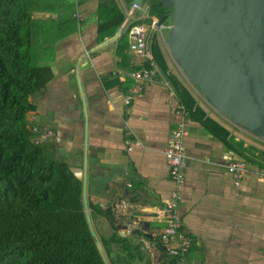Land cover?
<instances>
[{"label": "crops", "instance_id": "obj_1", "mask_svg": "<svg viewBox=\"0 0 264 264\" xmlns=\"http://www.w3.org/2000/svg\"><path fill=\"white\" fill-rule=\"evenodd\" d=\"M111 2L30 0L29 11L36 21L33 49L53 76L30 96L36 109L27 115L28 125L62 132L60 139L40 137L41 144L51 156L66 161L78 177L87 179L89 201L104 210L112 208L119 234L125 232V239L136 246L139 259L134 264H174L161 243L166 222L158 218L157 210L176 189L164 153L180 121L175 111L183 104L169 80V75H176L207 114L229 131L226 143L196 115L187 121L186 182L179 212L193 239L189 260L192 264H264V176L260 173L264 164L258 159L264 140L213 110L160 46L168 65L164 72L154 57L152 40L150 50L160 75L148 81L140 94L134 93L137 80L120 50L125 32L131 40L130 28L125 25L115 39L116 33L100 37L99 9ZM115 2L126 20L130 1ZM127 57L132 62L130 52ZM242 159L248 161L249 171L236 185L227 164ZM93 223L101 234L115 232L107 216L97 213Z\"/></svg>", "mask_w": 264, "mask_h": 264}, {"label": "trees", "instance_id": "obj_2", "mask_svg": "<svg viewBox=\"0 0 264 264\" xmlns=\"http://www.w3.org/2000/svg\"><path fill=\"white\" fill-rule=\"evenodd\" d=\"M100 1H112L99 9L100 37H111L125 14L116 0ZM29 6L30 0H0V264H106L86 218L83 180L66 161L51 156L44 144H36L32 138L36 134L28 125L27 115L36 109L30 96L53 76L33 49L36 21ZM152 14L158 12L152 9ZM151 40L154 57L166 72L157 36ZM129 43L125 32L120 50L132 71L137 66L127 57ZM169 80L190 113L227 143L229 131L207 114L176 75H169ZM247 158L264 164V152L259 154L261 160ZM89 206L93 222L99 213L115 229L104 235L95 227L110 263L134 264L139 259L136 246L125 239L126 233L119 234L112 208L104 210L92 201Z\"/></svg>", "mask_w": 264, "mask_h": 264}, {"label": "water", "instance_id": "obj_3", "mask_svg": "<svg viewBox=\"0 0 264 264\" xmlns=\"http://www.w3.org/2000/svg\"><path fill=\"white\" fill-rule=\"evenodd\" d=\"M164 1L171 9L166 43L183 75L219 113L264 140V0ZM124 27L125 22L112 39ZM83 203L99 250L111 264L93 223L86 178Z\"/></svg>", "mask_w": 264, "mask_h": 264}, {"label": "built area", "instance_id": "obj_4", "mask_svg": "<svg viewBox=\"0 0 264 264\" xmlns=\"http://www.w3.org/2000/svg\"><path fill=\"white\" fill-rule=\"evenodd\" d=\"M143 5L134 4L128 10L125 25L130 28L129 33L131 40L129 43V50L132 57V62L136 69L131 71V76L137 80V84L132 88L133 92L140 94L144 85L160 75V69L155 64L151 50L150 41L153 37L154 26L156 19L149 26L142 22V18H134V13L141 11ZM145 6V10H147ZM131 96L126 100L130 103ZM176 115L180 119L177 125L172 130V140L164 149L167 157L169 171H171L170 178L176 185V189L171 195V199L163 207L157 210V216L161 220H165L166 224L161 233V243L164 245L167 255L172 258L176 264H192L189 260V253L193 244L192 237L185 231L183 218L179 212L180 204L183 199L182 189L186 182V165H187V151L184 144V139L188 135L187 121L191 115L190 111L180 104L176 109ZM32 131L36 134L33 141L40 144V137H55L60 139L62 132L46 128L39 131L38 127H33ZM40 136V137H38ZM227 169L232 175L235 184L240 185L241 181L246 177L249 171V163L246 159L232 160L227 164ZM260 173L264 176V167L260 169ZM125 234V232L123 233Z\"/></svg>", "mask_w": 264, "mask_h": 264}, {"label": "flooded vegetation", "instance_id": "obj_5", "mask_svg": "<svg viewBox=\"0 0 264 264\" xmlns=\"http://www.w3.org/2000/svg\"><path fill=\"white\" fill-rule=\"evenodd\" d=\"M121 1H131V0H121ZM145 6H147V10L144 13V16L141 17L142 20H150L154 21L156 19V23L154 26V30H156L153 34L156 36H166L170 27V16L168 15L171 9L167 8L164 0H143ZM152 9L156 10L158 14H152ZM134 18H138L136 16V12L134 13ZM168 21L167 25L166 24ZM151 25V24H150ZM166 27V28H164ZM165 30V31H163Z\"/></svg>", "mask_w": 264, "mask_h": 264}, {"label": "rangeland", "instance_id": "obj_6", "mask_svg": "<svg viewBox=\"0 0 264 264\" xmlns=\"http://www.w3.org/2000/svg\"><path fill=\"white\" fill-rule=\"evenodd\" d=\"M31 1H79V0H31ZM144 13H145V11L144 10H138L137 12H136V16L137 17H143L144 16ZM168 24V21H167V23L166 24H164V25H167ZM164 28H166V27H164ZM163 31H165V30H163ZM167 33V32H166ZM157 39H158V41H159V45L164 49V51H165V53L166 54H168L169 56H170V58L171 59H173V61L175 62V65H177V68L178 69H180V67H179V65H178V63L176 62V60L174 59V57H173V55H172V53H171V51H170V49H169V47H168V45H167V43H166V36H163V37H160V36H157ZM204 99V98H203ZM205 100V99H204ZM206 101V100H205ZM207 103H209L208 101H207ZM209 105L212 107V109L213 110H216L215 109V107H213V105L211 104V103H209ZM212 111V110H211ZM217 111V110H216ZM218 112V111H217ZM231 122V121H230ZM247 133V132H246ZM251 134V133H250ZM247 135H249L248 133H247ZM250 136V135H249ZM262 140V139H261ZM259 140L257 139V142H258Z\"/></svg>", "mask_w": 264, "mask_h": 264}, {"label": "bare ground", "instance_id": "obj_7", "mask_svg": "<svg viewBox=\"0 0 264 264\" xmlns=\"http://www.w3.org/2000/svg\"><path fill=\"white\" fill-rule=\"evenodd\" d=\"M170 174H171V171H170Z\"/></svg>", "mask_w": 264, "mask_h": 264}, {"label": "clouds", "instance_id": "obj_8", "mask_svg": "<svg viewBox=\"0 0 264 264\" xmlns=\"http://www.w3.org/2000/svg\"><path fill=\"white\" fill-rule=\"evenodd\" d=\"M144 5V4H143ZM154 35V34H153Z\"/></svg>", "mask_w": 264, "mask_h": 264}]
</instances>
